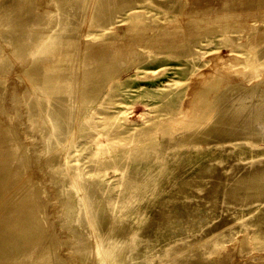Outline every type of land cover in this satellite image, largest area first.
Instances as JSON below:
<instances>
[{
  "label": "rangeland",
  "instance_id": "374dc122",
  "mask_svg": "<svg viewBox=\"0 0 264 264\" xmlns=\"http://www.w3.org/2000/svg\"><path fill=\"white\" fill-rule=\"evenodd\" d=\"M253 4L0 0V163L14 142L9 138L26 149L8 162L3 196L10 204L31 181L52 187L30 201L48 213L31 233L35 246L26 249L22 235H13L19 260L40 264L48 249L49 264H232L243 258L264 264V193L248 187L264 176V17ZM37 32L45 36L39 40ZM123 43L132 49L114 65L107 104L117 99L125 106L126 127L150 149L169 146L158 158L130 156L127 169L137 165L133 181L104 188L96 180L109 176L113 183V169L100 178L88 162L78 161L77 168L78 139L56 129L44 149L43 122L31 105L43 100L44 64L55 62L67 96L81 65L97 60L101 47ZM211 77L216 87L196 104V90ZM221 109L229 112L223 116L229 124L218 120L193 142L199 132L186 124ZM53 155L88 186L55 188Z\"/></svg>",
  "mask_w": 264,
  "mask_h": 264
},
{
  "label": "bare ground",
  "instance_id": "6f19581e",
  "mask_svg": "<svg viewBox=\"0 0 264 264\" xmlns=\"http://www.w3.org/2000/svg\"><path fill=\"white\" fill-rule=\"evenodd\" d=\"M259 0H253L254 4L251 8L258 10L261 16L264 17V0L260 4L256 3ZM166 32L172 31L169 29ZM35 36L40 40L45 34L35 33ZM94 42V41H93ZM172 43V41H171ZM173 44V43H172ZM92 47L91 42H89ZM102 55L89 65H81L78 71L73 76L71 86L72 93L65 96L60 93L63 88V74L54 71L58 70L55 62H49L43 65L45 75L43 76V100L40 107L31 105L33 111L41 116L43 122L42 141L44 149L49 146V140L53 129H56L58 134H63L67 138L74 137L79 143L73 148L75 155L72 157L74 163L79 167L78 161L81 164L88 162V168L97 173L100 178L106 175V171L112 168L114 173L111 174L115 178L113 183H109V176L105 179H98L96 182L105 187H122L129 185L134 179L137 165L128 166L130 156L149 155L152 158H158L160 151L169 145H158L156 149H150L141 138V136L132 135L133 131L128 129L125 124L127 117L125 106L120 104L117 99L107 104L108 88L114 85L113 75L117 68L114 65L117 59L121 56H126L132 48H129L126 43L117 46V48L106 49L100 48ZM82 49L81 57L84 56ZM17 54L23 58L25 51L23 46L18 44ZM57 58V56H56ZM55 58V59H56ZM216 87L214 78L206 79L202 82L200 88L196 90L197 97L195 103L202 105L206 101L207 93ZM195 92V93H196ZM52 106L54 108L52 109ZM111 107V109H108ZM237 108H234L235 110ZM235 113V112H234ZM203 114V113H202ZM225 114H229L225 109L217 111L210 119H205L204 116L198 120L190 121L186 124L187 129L191 127L198 134L194 133L193 142L200 137V134L211 128L215 122L221 120L225 124L227 121L223 119ZM146 121H152L153 118L145 117ZM228 123V122H226ZM229 124V123H228ZM8 127V126H7ZM9 128V127H8ZM189 130V129H188ZM226 131H229L228 129ZM14 140L13 143L6 144L8 156L5 159L6 163H0V236L3 237L1 242L0 264H24L19 260L17 251L14 249L16 245L13 242V235L18 232L22 235L25 248L31 249L35 246L37 238L31 235L36 226L41 222L48 221V213L43 207H37L30 203L31 199L40 192H48L52 187L47 189L43 186L45 181H40L35 185V181H31L29 187L25 188L17 198H11L10 204H7L4 198V182L10 177L11 171L8 162L22 157L26 149L14 137L9 138ZM179 143L182 141L179 140ZM176 143V144H179ZM59 153V152H58ZM58 153L57 156L58 159ZM51 156L56 168H53L50 173L54 176L53 186L58 190L64 191L65 188H78L82 185L88 186V183L80 182L74 178V174L67 171L66 167L58 164L57 160ZM64 157L65 154H64ZM58 164V166H57ZM2 165V166H1ZM24 164L20 163L16 170H21ZM264 179V176L253 177L249 181V188L256 193H264V183L259 185L258 180ZM54 196L53 199H55ZM115 199L117 197L115 196ZM57 200H59L57 196ZM68 203V199L66 201ZM51 252L48 249H43L37 263L49 264ZM245 259V258H243ZM239 260L232 264H250L248 260ZM92 264H100L99 262Z\"/></svg>",
  "mask_w": 264,
  "mask_h": 264
}]
</instances>
